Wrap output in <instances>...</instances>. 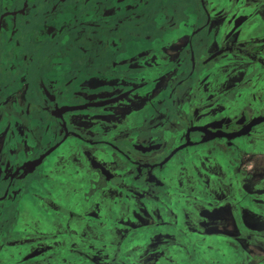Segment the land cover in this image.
Wrapping results in <instances>:
<instances>
[{"label": "flooded vegetation", "instance_id": "1", "mask_svg": "<svg viewBox=\"0 0 264 264\" xmlns=\"http://www.w3.org/2000/svg\"><path fill=\"white\" fill-rule=\"evenodd\" d=\"M175 2L0 0L2 264H62L64 249L81 264H174L161 248L188 236L179 260L221 264L232 247L230 264H248L245 220L264 253V0ZM89 172L102 182L84 192Z\"/></svg>", "mask_w": 264, "mask_h": 264}, {"label": "rangeland", "instance_id": "2", "mask_svg": "<svg viewBox=\"0 0 264 264\" xmlns=\"http://www.w3.org/2000/svg\"><path fill=\"white\" fill-rule=\"evenodd\" d=\"M174 2H175V0H174ZM180 2H181V0H178L177 2H175V7L176 8H178ZM162 4L163 5H168L169 3H162ZM219 30H222V26L219 28ZM250 85H251V87H255L254 85H259V81L257 82V79H254L253 82L250 83ZM242 88L244 89V91H246L248 89L247 85L242 86ZM261 93H262V97L264 99V91L261 92ZM232 95L230 96V101L229 102L233 101V96ZM228 97L226 96V98H228ZM241 100H242V98H241ZM252 107H255V105H252ZM33 126L37 127L34 124H33ZM213 146H214V143H210L204 149H209V148H211ZM231 154L232 155L230 157H236V151H232ZM222 155H225V152L223 150H222ZM230 157H228L227 159L225 158L224 162L222 163V167L224 168V171H225L226 174H228V172L232 173V167H231V165L229 163V160H230L229 158ZM56 158H57V155L55 157H51V158H49L47 160L48 162L52 163V166L50 167L51 169H53L55 166H57L56 165ZM247 158H249L250 160L244 159V163H245L246 166H249V165L252 164L251 159H253V156H250V157H247ZM79 163L83 164L81 161ZM165 170L169 174L171 172L170 166L165 168ZM89 173L90 174L85 173L86 178L84 179V184L86 186L81 188V189H83L84 192L87 191L91 186H93V184L95 186H98L96 183L99 182L101 184V182H102V180L99 179L98 177H96L94 174H91V172H89ZM256 175H257V173L255 172L253 176H256ZM53 183H54V181H49L48 184L46 183L44 185V188L45 187L50 188ZM177 188H178V186H177ZM51 190L53 191L54 196L57 199H60V197H59L60 195L57 194L56 188H52ZM157 190L159 192H163L162 189H157ZM45 194H46V191L44 192V195ZM96 196H98L100 198L101 203L106 202V203L109 204V202H108L109 195L108 194H106L104 192H98L96 194ZM234 199H235V203H239L237 205V207H236L238 209L240 207V204H243V201H244L245 198H241L240 199L238 197H235ZM71 203L72 202L68 203L67 201H64V200H62L60 202V204L63 207L66 204H71ZM14 205H15V202H12L9 205V208L11 209ZM262 207H263V209H261L259 214L264 213V206H262ZM20 208H21V205L18 206V209H20ZM32 212H34V211H32ZM110 213H111V216L110 215H107V216L103 215V218L106 220L107 224L110 223L112 225L113 221H115L117 219V216H118L117 208H116V206L114 204L112 205V211ZM256 221H257L258 225H256L255 228H257V229L260 228V230H264V220L261 219V220H256ZM237 222H238L237 220H233V215H232V213H230V209L228 210L227 208H224L222 206V234H225V235H228V236L234 235L236 233L237 227H238V223ZM76 224H77V222H76ZM242 226H243V230L237 236H235L236 239H234V241L237 240V242L239 244V247L244 250L245 256L247 255V258H249L248 259L249 263L251 261H255V260H258V259L264 257V253L258 247L260 245L259 244L260 241L255 240V235L250 232L251 230H253L252 227L254 226V223L251 220H248V221L245 220V221H242ZM85 227H93V226H86V225H83V224L80 226V228L83 229V230H85ZM93 228H96V227H93ZM102 229H103V227H101V230ZM206 231L212 233L208 229H206ZM257 236H259L261 238L262 237L264 238V233H261L260 235H257ZM138 237H139L138 240L139 241H145L146 246H147V242H148L147 239H150V236H148L147 233L140 234L139 236H135V237H132V238L130 237L128 239V241H127V244L132 242V240L135 241V239L138 238ZM219 238L222 241V246H224V244L227 243V240H228L227 237L222 236V237H219ZM207 240L208 239H206L205 242H207ZM193 242H194V239L191 236L186 237L185 240H183V242H182V247H184L188 251V254L190 253L191 256H192V250H193ZM213 242L216 243V241H213ZM182 247L179 250H176L177 249L176 245H168V249H167V247H164V248H161V249L164 250L165 254H167L168 252H171L172 255L175 256L174 264H191V263H187L188 260H186L184 258L179 260L180 256L181 257H185V254H184L185 252L183 251ZM158 248H160V246H157V249ZM227 249L230 252V256L225 255L224 257H222V263L221 264H230V260L235 257V253L233 252L234 249L232 247H228ZM178 253H179V255H178ZM212 256L220 258L218 253H214V254H212ZM247 258H244V262L247 260ZM51 259H55L56 262H58L61 259H64L65 263H62V264H67L69 262H73L74 260H76L74 258V256H71L69 254V252H67V250H65V249L63 250V252H53V250H52ZM18 261H19V259H18V257H16V259L13 260V263L18 262ZM76 261L78 263L74 262L73 264H81V262H79L78 260H76ZM2 262H3V260L0 261V264H2ZM165 263H166V261H162L159 264H165ZM236 264H241V263L237 262ZM256 264H258V263H256ZM262 264H264V262Z\"/></svg>", "mask_w": 264, "mask_h": 264}, {"label": "trees", "instance_id": "3", "mask_svg": "<svg viewBox=\"0 0 264 264\" xmlns=\"http://www.w3.org/2000/svg\"><path fill=\"white\" fill-rule=\"evenodd\" d=\"M261 246L264 248V244H261ZM264 262V259L259 260V262H255L254 264L258 263V264H262Z\"/></svg>", "mask_w": 264, "mask_h": 264}]
</instances>
